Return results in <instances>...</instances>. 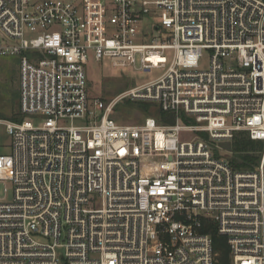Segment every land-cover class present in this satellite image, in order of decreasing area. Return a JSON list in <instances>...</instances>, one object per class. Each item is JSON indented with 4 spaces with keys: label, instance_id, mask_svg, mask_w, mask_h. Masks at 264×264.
Returning a JSON list of instances; mask_svg holds the SVG:
<instances>
[{
    "label": "built area",
    "instance_id": "obj_1",
    "mask_svg": "<svg viewBox=\"0 0 264 264\" xmlns=\"http://www.w3.org/2000/svg\"><path fill=\"white\" fill-rule=\"evenodd\" d=\"M0 56L23 116L0 118V264H215L205 220L264 264V160L220 146L264 141V0H0ZM90 59L165 72L105 102ZM127 101L176 120L121 124Z\"/></svg>",
    "mask_w": 264,
    "mask_h": 264
},
{
    "label": "rangeland",
    "instance_id": "obj_2",
    "mask_svg": "<svg viewBox=\"0 0 264 264\" xmlns=\"http://www.w3.org/2000/svg\"><path fill=\"white\" fill-rule=\"evenodd\" d=\"M210 58V53L205 51L200 62L201 69H207L209 67ZM87 71L91 84L90 93L95 97L102 98L105 102H109L112 98L130 87L155 80L165 72V70L162 69L140 71L129 66L120 68L113 67L107 59L101 62H95L90 59ZM18 92L20 93V62L16 57L0 56L1 119L13 121L23 119L19 109L20 98ZM149 110L153 111L154 106L148 109L143 104L127 101L116 105L112 116L121 124L135 125L140 124L144 120ZM10 144V136L2 131L0 133V154H9L11 151ZM256 154L261 156V164L264 160V148L262 152L257 151ZM231 156L232 155L224 153L223 157L231 158ZM11 198V190H9L8 199Z\"/></svg>",
    "mask_w": 264,
    "mask_h": 264
},
{
    "label": "trees",
    "instance_id": "obj_3",
    "mask_svg": "<svg viewBox=\"0 0 264 264\" xmlns=\"http://www.w3.org/2000/svg\"><path fill=\"white\" fill-rule=\"evenodd\" d=\"M137 103L143 104L148 109L151 106H154V110H149L146 116L154 115L160 122L173 123L176 120V117L173 114L161 110L158 106H155L150 102L138 101ZM263 148L264 141L254 140L250 138L247 132L240 131L235 135L232 142L231 164L237 170H253L256 166H259L261 159V156L256 154V152H262ZM204 232L210 234L213 239L214 250L217 253L215 264H231V253L227 236L220 234L216 223L211 220L204 221Z\"/></svg>",
    "mask_w": 264,
    "mask_h": 264
},
{
    "label": "water",
    "instance_id": "obj_4",
    "mask_svg": "<svg viewBox=\"0 0 264 264\" xmlns=\"http://www.w3.org/2000/svg\"><path fill=\"white\" fill-rule=\"evenodd\" d=\"M221 147H223L228 152H232V143L231 142H222L220 144Z\"/></svg>",
    "mask_w": 264,
    "mask_h": 264
}]
</instances>
